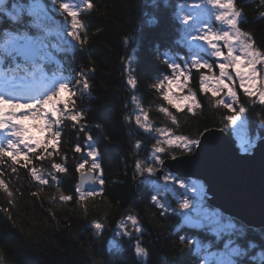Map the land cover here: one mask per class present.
Returning a JSON list of instances; mask_svg holds the SVG:
<instances>
[{
  "label": "trees",
  "instance_id": "obj_1",
  "mask_svg": "<svg viewBox=\"0 0 264 264\" xmlns=\"http://www.w3.org/2000/svg\"><path fill=\"white\" fill-rule=\"evenodd\" d=\"M66 2L72 0H46L53 17L43 20L31 10V0H10L0 17V75L24 79L43 73L54 90L61 83L70 84L77 89L75 110L84 113L79 125L65 117L58 126L61 143L52 160H41L40 153L34 152L33 164L25 167L0 157V179L9 186L8 191L0 188V264H264V229L244 226L208 206L204 191L193 195L184 186L191 179H177L166 170L170 186H165L155 176L164 158L191 152L205 130L224 129L236 144L229 116L240 115L252 136L255 130L262 136L264 105L258 96L257 101L248 98L236 83V100L203 92L202 71L190 67L191 57L214 67L215 59L203 52L191 54L178 16L182 0H82L79 19L85 27L80 35L85 44L73 38L65 25L69 16L61 5ZM89 2L94 5L91 9ZM234 3L240 13L238 27L264 53V0ZM14 37H31L39 43V58L31 63L20 61L7 47ZM169 63L185 64L192 74L184 92L197 96L199 106L193 112L168 105L162 92L152 88L164 75H171ZM82 73L89 89L79 83ZM128 78L137 81L135 87ZM47 89L41 88L40 95ZM217 98L235 108L217 105ZM145 112L150 129L135 124V116ZM173 135L187 136L195 141L194 146L187 150L168 146L166 139ZM158 143L166 151H153ZM77 144L82 147L80 153L75 152ZM91 150H98L96 162L102 166L105 184L83 191L98 194L80 201L77 173L80 163L92 160ZM138 161L145 169L153 166L155 170L138 171ZM53 162L64 164L67 171L56 172ZM32 167L43 169L47 185L35 181ZM61 195L72 200L62 201ZM194 199L214 209L218 220L229 221L233 228L216 234L210 227L197 231L183 227L175 210L180 209V200H187L191 208ZM128 215L138 217L141 231L131 229L130 224L128 234L120 228ZM96 222L105 225L101 232ZM194 240L207 243L209 253L196 249ZM138 244L147 250L146 256L137 255ZM226 245L234 251L226 252Z\"/></svg>",
  "mask_w": 264,
  "mask_h": 264
},
{
  "label": "snow or ice",
  "instance_id": "obj_2",
  "mask_svg": "<svg viewBox=\"0 0 264 264\" xmlns=\"http://www.w3.org/2000/svg\"><path fill=\"white\" fill-rule=\"evenodd\" d=\"M216 4L220 7L224 14L219 16L220 21H226L232 31H214L206 29L204 33L199 37L200 40L206 41L214 49V56L217 59H222L226 62H220L219 77L210 75L213 73V63L208 61L201 62L197 59L191 68L201 70L202 75L200 77L202 90L204 93H211L212 97H219L221 90L227 89V94L236 100L237 92L233 90L225 80L228 79L230 69L235 70V75L239 77L241 87L247 94L248 98L258 101L264 105V81H262L257 87V62L264 57V53H260L256 50L255 44L252 41L249 33L241 31L238 27L239 11L236 10L234 0H216ZM89 9L93 8V3L87 4ZM61 9L71 17L72 20V32L73 38L80 41L81 44H85V41L81 39V30L84 29L83 22L79 19V11L72 8L69 4H62ZM230 10V11H229ZM244 36L247 39L241 43L240 36ZM221 43L226 46L227 51L221 47ZM240 46L241 54H236V48L234 45ZM37 52L35 47L26 46L22 54L27 58L30 55H35ZM264 62V61H261ZM167 63V61H165ZM17 67H20L19 65ZM168 68L171 71V75H164L163 78L157 80L152 84V88L160 90L163 94V99L167 101L168 105L174 106L177 110L183 111L187 109L188 112H193L198 106L199 101L195 93L183 94L186 85L184 81H190L192 74L190 71H186L184 66L177 63H169ZM207 70V71H203ZM82 79L79 83L82 84L84 89H89L90 84L88 78L82 73ZM247 81V86L245 82ZM129 85L135 87L137 81L135 79L128 80ZM177 93H180L179 95ZM77 89L67 83H61L53 92L46 95L43 99L32 100L34 103H17L15 99L5 98L0 95V129L8 128L10 125L13 128V135L18 140H9L7 147H0V157H8L14 165L23 163L25 167H29L33 164L32 153L39 152L40 159L44 160L45 157L52 160L59 149L61 143L62 132L58 126L61 125L67 117L74 125H79L82 119H84V113L82 111L75 110ZM135 99V97H133ZM217 105H223L225 109L232 110L235 108L233 103H226L223 99H216ZM26 110V113L17 114L16 110ZM163 112L172 115L168 108H163ZM230 120H234L235 116H229ZM173 120L176 118L173 116ZM33 121H36L33 123ZM148 121V113L143 115L135 116V124L150 129L151 125ZM100 127V125H96ZM38 130V134L36 131ZM87 139H91L89 135ZM195 141L189 139L187 136L173 135L171 138L166 139V144L173 148H180L183 150L191 149L194 146ZM139 147V145H137ZM153 151L157 153H163L166 151L164 146H160L159 143L153 147ZM75 152H82L80 144L75 146ZM99 153L98 150H91L89 156L92 160L85 161L79 164V172L83 177L86 173L99 171L101 176L98 180L101 185L105 184L103 179V169L100 163L96 162ZM67 159V157H65ZM90 163V168L87 166ZM52 169L58 173H65L67 168L62 163L53 162L51 164ZM136 169L138 171L146 170L147 172H153L155 169L153 166L144 165L140 161L136 163ZM43 169L38 170L35 167L31 168V175L35 181L47 185L49 180L43 178ZM55 177H53L54 179ZM91 178V177H89ZM83 183V180H82ZM8 184L0 179V188L8 191ZM9 196L12 195L8 192ZM98 193H85L79 192L80 201H84L87 197H92ZM102 194V193H100ZM62 201L72 200V196L61 195ZM189 202L185 200L182 204V208H187ZM129 224L131 229L139 232L141 227L139 226V220L136 215H128L127 220H122L119 224L120 228L128 234L130 232ZM95 228L98 232H101L105 225L96 222ZM183 240V238H181ZM192 243V241H189ZM137 255L147 254V250L140 247L139 244L136 247Z\"/></svg>",
  "mask_w": 264,
  "mask_h": 264
},
{
  "label": "water",
  "instance_id": "obj_3",
  "mask_svg": "<svg viewBox=\"0 0 264 264\" xmlns=\"http://www.w3.org/2000/svg\"><path fill=\"white\" fill-rule=\"evenodd\" d=\"M8 0H0V6ZM38 11L49 16L45 6L38 1ZM28 43H12L22 58ZM37 56L30 55L25 59ZM177 179H195L204 184L205 203L225 215L242 222L247 227L264 229V134L258 137L249 151H240L224 129L203 131L191 152L164 158L156 171V178L166 186L170 183L164 173ZM91 177V178H89ZM83 180V183H82ZM98 186L95 172L83 177L77 173L80 191ZM180 223L186 228L200 230L207 227L200 213L184 212Z\"/></svg>",
  "mask_w": 264,
  "mask_h": 264
},
{
  "label": "rangeland",
  "instance_id": "obj_4",
  "mask_svg": "<svg viewBox=\"0 0 264 264\" xmlns=\"http://www.w3.org/2000/svg\"><path fill=\"white\" fill-rule=\"evenodd\" d=\"M80 4L81 3L78 2V3L69 4V5H71L72 8H75L78 10ZM179 8L180 9H179L178 16L179 14L181 15V19L183 23V27H182L183 35L189 41V46L191 48V54H196V55L201 56L203 55V53H208L209 55H212L215 59V62H214L215 72L213 71V73H210V75L219 77L218 65L220 62H226V61L215 58L214 49L211 47V45H209L206 41L200 40L199 37L204 33L206 29L220 31V32L232 31V29L230 28V26L227 24L226 21L223 22L218 19L219 16L224 14V11L220 7L217 6L216 0H182V3L179 4ZM240 40H241V43H243V41L245 40L242 35L240 36ZM221 47L225 51H227L226 46L223 43H221ZM234 47L236 48V54L237 55L241 54L240 46L236 44L234 45ZM199 52H203V53H199ZM191 58L194 59L193 57ZM204 61H201V62H204ZM261 61L262 59L257 62V72H258L257 81H256L257 87H259L260 83L264 81V66H263V62ZM183 83L187 85V81H184ZM225 83L228 84L232 88L234 86L233 83H236L238 86L241 87L239 77L235 75L234 69L229 70L228 79L225 80ZM28 84L29 86L27 88L23 87L22 89L25 90L26 92L27 90H32V92L34 93L35 88L38 85H41V82L39 80L32 79L29 81ZM245 86H247V81L245 82ZM6 88L7 87L0 85V91L2 92V96L8 95L9 97H11V99H15V101L16 100L22 101L21 99L13 97L11 93L6 94L4 92ZM15 88L21 89L20 86L9 87L10 90H14ZM177 94L179 95L180 93H177ZM183 94H187V93L183 92ZM220 94L221 96L229 97V99H232V97L227 94V89L221 90ZM25 103H34V101L31 100ZM16 111L18 115L21 113H26V110H23V109L16 110ZM35 122L36 121H33V123ZM34 131H36L38 134V130H34ZM0 132L2 136L4 137V140H10L14 136L13 128L11 125L8 128L0 129ZM232 132L237 140L236 145L240 151H249L247 150L248 145L250 146L251 144L254 145L255 142L253 143L252 139H257L258 137L256 130L254 131V135L252 136L250 130L246 128V123L244 122V120L242 119L240 115H237V118L233 120L232 122ZM2 144H5V143H2ZM195 181L196 180H193L189 184H184V186L187 187L189 190H191L193 195L194 194L199 195L201 191H204V184L202 186L199 183H197L199 181L197 182ZM180 202L181 204L183 203L181 200ZM191 202L192 203L190 204H193L191 208L190 207H187V208L180 207V209L175 210V211L179 215H181L185 211H188L189 209L195 213H200L206 219L207 223L209 224L210 232L211 231L216 232V234L223 232V230H230L233 228L232 227L233 224L230 223L229 221L220 220V219L218 220L217 213L214 211V209L203 206V204H201L197 199H194ZM194 244H195L196 249L198 250L204 249L206 250L205 253H209V251L207 250V246H208L207 243H201L198 240H194ZM225 251L233 252L234 249L226 245Z\"/></svg>",
  "mask_w": 264,
  "mask_h": 264
},
{
  "label": "bare ground",
  "instance_id": "obj_5",
  "mask_svg": "<svg viewBox=\"0 0 264 264\" xmlns=\"http://www.w3.org/2000/svg\"><path fill=\"white\" fill-rule=\"evenodd\" d=\"M188 230H192L191 228H187Z\"/></svg>",
  "mask_w": 264,
  "mask_h": 264
}]
</instances>
